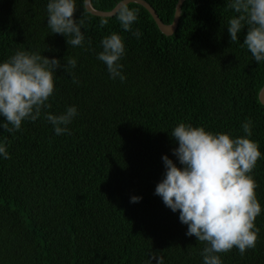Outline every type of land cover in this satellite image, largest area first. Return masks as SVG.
<instances>
[{
    "label": "trees",
    "instance_id": "trees-1",
    "mask_svg": "<svg viewBox=\"0 0 264 264\" xmlns=\"http://www.w3.org/2000/svg\"><path fill=\"white\" fill-rule=\"evenodd\" d=\"M119 0H89L109 10ZM163 23L176 0H144ZM50 0H0V63L17 51L41 53L66 63L53 73L47 111L59 115L75 106L69 133L56 135L42 111L22 121L14 133L2 127L0 144V264H203L204 242L186 235L187 225L155 194L164 178L162 156L173 154L170 133L180 123L213 134L249 138L261 157L249 174L255 180L261 213L254 249L218 254L222 264H264V62L243 46L247 28L231 42L227 24L236 15L230 0H183L175 29L164 35L146 9L135 2L138 18L123 30L115 14L96 16L75 0L74 19L83 21L84 45L73 47L47 25ZM109 22L100 27V20ZM119 34L126 79L113 80L97 59L101 40ZM11 127V125H9ZM132 196L140 197L130 202Z\"/></svg>",
    "mask_w": 264,
    "mask_h": 264
},
{
    "label": "clouds",
    "instance_id": "clouds-1",
    "mask_svg": "<svg viewBox=\"0 0 264 264\" xmlns=\"http://www.w3.org/2000/svg\"><path fill=\"white\" fill-rule=\"evenodd\" d=\"M228 7L236 13L229 19L227 29L231 42L238 39L243 28L247 33L243 46L250 51L255 61L264 62V0H230ZM75 0H50L47 4V25L51 33L63 34L66 43L73 47L84 45L81 31L83 21L77 23ZM114 14L125 31H132L138 18L136 9L128 7V0H120ZM107 17L100 20V27L108 24ZM139 39V29L132 31ZM102 51L97 59L107 66L109 77L123 82L125 45L119 34L113 32L101 40ZM76 59L66 63L55 57L49 59L41 53L17 51L7 61L0 63V117L9 133L21 130L22 121L35 122L44 112L56 135L69 133L67 125L77 115L75 106H70L59 115L47 111L54 92L53 73L62 68L71 74ZM73 83L78 79L72 75ZM11 125V127H9ZM246 137L252 134V121L242 124ZM178 142L173 154L183 166L179 168L167 156H162L165 166L164 178L156 185L155 194L173 212L179 210V220L186 224L188 236L204 242L201 251L203 264H222L218 254L233 248L244 255L254 249L259 229L255 219L261 213L256 198L257 184L249 175L261 152L257 143L246 137L232 138L228 134H213L203 127L180 123L170 133ZM0 155L10 158L6 144H0ZM140 197L132 196L130 202Z\"/></svg>",
    "mask_w": 264,
    "mask_h": 264
},
{
    "label": "water",
    "instance_id": "water-1",
    "mask_svg": "<svg viewBox=\"0 0 264 264\" xmlns=\"http://www.w3.org/2000/svg\"><path fill=\"white\" fill-rule=\"evenodd\" d=\"M182 1L183 0H176L171 21L169 23H163L160 21V19L157 17L154 10L152 9V7L146 1L128 0V2H135V3L142 5L146 9V11L150 14L158 30L164 35L171 34L172 31L175 29L177 25V20H178V16L180 12V5ZM119 3H120V0L109 10H95L90 6L89 0H83V6L88 12L96 16H101V17L113 15L114 10L118 7ZM257 99L262 105H264V84L259 88L257 92Z\"/></svg>",
    "mask_w": 264,
    "mask_h": 264
}]
</instances>
